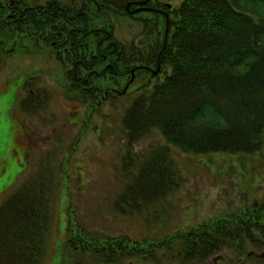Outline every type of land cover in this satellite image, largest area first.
<instances>
[{
  "label": "trees",
  "instance_id": "obj_1",
  "mask_svg": "<svg viewBox=\"0 0 264 264\" xmlns=\"http://www.w3.org/2000/svg\"><path fill=\"white\" fill-rule=\"evenodd\" d=\"M9 1L0 0V65L10 44L36 39L43 23H53L51 14L39 13L36 0H18L21 7L35 8L15 13L11 21ZM171 26L162 52L164 75L133 94L123 116L129 144L155 129L167 143L138 164L125 165L128 174L131 169L137 173L127 178L128 199L152 192L166 195L181 184L171 146L194 154L264 153V0H184L174 9ZM46 171L33 175L0 206V264L42 263L56 204ZM261 208L247 207L163 239L86 237L83 250L95 264L128 256L153 260L160 250L181 264H202L220 248L231 247L237 263L244 257L264 264V254L253 252L248 240L251 228H263L257 217Z\"/></svg>",
  "mask_w": 264,
  "mask_h": 264
},
{
  "label": "rangeland",
  "instance_id": "obj_2",
  "mask_svg": "<svg viewBox=\"0 0 264 264\" xmlns=\"http://www.w3.org/2000/svg\"><path fill=\"white\" fill-rule=\"evenodd\" d=\"M166 1L178 4L181 0ZM28 76L34 77L32 85L44 93L37 107L43 110L27 113L17 103ZM60 78L59 62L47 53L19 52L0 66V206L42 170L51 175L56 192L52 229L41 264H95L93 255L84 253L86 237L102 240L126 235L140 242L163 239L216 217L264 206V153L194 154L175 146H171L172 155L182 176L176 190L128 199L127 178L133 179L137 173L131 169L128 174L125 165L134 160L138 164L167 144L165 138L155 129L129 144L123 116L130 94L105 103L93 115L89 109L68 110L55 104L59 97L55 82ZM22 117L31 121L37 138L28 158L20 153L18 140ZM257 217L263 228H251L252 239L248 240L253 252L264 254V208ZM236 257L233 248H220L202 264H257L244 257L237 263ZM152 258L128 256L113 264H181L174 257L169 259L164 250Z\"/></svg>",
  "mask_w": 264,
  "mask_h": 264
},
{
  "label": "flooded vegetation",
  "instance_id": "obj_3",
  "mask_svg": "<svg viewBox=\"0 0 264 264\" xmlns=\"http://www.w3.org/2000/svg\"><path fill=\"white\" fill-rule=\"evenodd\" d=\"M143 1L36 0L39 13H45L43 17L51 14L53 23L49 27L43 23L36 39L23 38L19 44H10L6 60L19 52L47 53L55 58L61 66L60 81L55 82L59 96L55 104L65 109L97 110L107 102L114 103L120 96L141 91L155 76L164 75L162 52L167 50L173 11L184 0L178 4ZM9 2L11 21L15 13L35 8L21 7L18 0ZM15 71L11 70L7 78ZM33 80L27 77L17 102L27 113L43 110L37 107L44 93L32 85ZM19 121L21 151L30 154L37 141L35 129L28 119L22 117Z\"/></svg>",
  "mask_w": 264,
  "mask_h": 264
},
{
  "label": "snow or ice",
  "instance_id": "obj_4",
  "mask_svg": "<svg viewBox=\"0 0 264 264\" xmlns=\"http://www.w3.org/2000/svg\"><path fill=\"white\" fill-rule=\"evenodd\" d=\"M3 130L2 120H0V132ZM0 151H2V141H0Z\"/></svg>",
  "mask_w": 264,
  "mask_h": 264
},
{
  "label": "water",
  "instance_id": "obj_5",
  "mask_svg": "<svg viewBox=\"0 0 264 264\" xmlns=\"http://www.w3.org/2000/svg\"><path fill=\"white\" fill-rule=\"evenodd\" d=\"M147 1H148V0H145V1H143V2H147ZM137 10H140V9H137ZM167 30H168V29H166L165 43L167 42V40H166V39H167Z\"/></svg>",
  "mask_w": 264,
  "mask_h": 264
},
{
  "label": "crops",
  "instance_id": "obj_6",
  "mask_svg": "<svg viewBox=\"0 0 264 264\" xmlns=\"http://www.w3.org/2000/svg\"><path fill=\"white\" fill-rule=\"evenodd\" d=\"M20 153L23 155V153H22L21 149H20Z\"/></svg>",
  "mask_w": 264,
  "mask_h": 264
}]
</instances>
